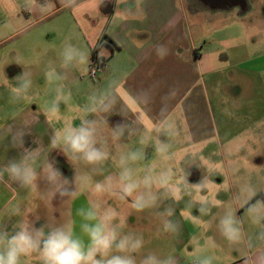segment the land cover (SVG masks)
Listing matches in <instances>:
<instances>
[{
	"label": "crops",
	"instance_id": "0c3cea01",
	"mask_svg": "<svg viewBox=\"0 0 264 264\" xmlns=\"http://www.w3.org/2000/svg\"><path fill=\"white\" fill-rule=\"evenodd\" d=\"M28 2L30 7L25 9L22 7L25 0H0V62H6L4 72L13 85L14 77L28 71L33 81L29 95L34 96L31 102L11 103L9 91L0 87V137L9 130L22 127L26 132L24 147L41 149L38 163L48 160L56 167L55 156L60 157V163L64 158L68 160L59 149H49L55 130L62 125L57 122L59 117L46 116L43 106L56 95L55 86L46 84L44 72L49 64L62 71L58 53L65 37L71 34L72 44L89 49V62L93 51H97L104 62V69L93 80L88 74L81 76L79 72L72 71L64 81L66 91H71L70 101L74 106H85L88 96L94 91L105 89L111 79H119L121 84L127 83L128 88L121 86L115 89V112L107 117L108 124L110 127L128 124L132 129H138V121L150 126L159 119L155 115L158 104H135L130 93L134 95L135 89L147 87L153 80L162 81L164 91L167 85L179 82L182 97L173 109V115L183 128L178 144L188 149L210 148V152L221 146L224 173L213 174L214 184L209 185L213 193H218L216 199L225 203L233 200L237 193L233 169L242 166L245 158L257 169H264V95L261 92L264 77L255 76L252 68L259 49L253 53L247 49L246 43L228 45L232 39L228 36L229 28L224 26L230 20L244 26L248 19L258 18L260 12L264 13V0H240L230 6L219 5L214 0H135L134 6L133 0H121L120 3L118 0ZM45 3L47 6L43 7ZM193 25L199 26V35L194 33ZM242 32H245V27ZM240 37L242 41L246 38L242 33ZM161 42H168L172 54L157 62L153 50ZM21 57L23 65L16 64L15 60ZM242 67L251 70L246 74ZM150 70L153 75L149 78L147 73ZM222 97H227L226 103ZM11 107L8 112L7 108ZM60 108V116L65 118L68 107L61 102ZM120 112L122 114H117ZM10 140V135L0 139V166L9 160L19 159L22 153L21 149L11 146ZM137 140L138 134L128 137L126 133L119 143L135 148ZM109 145L115 148L116 155V146L111 141ZM54 153L57 155L53 156ZM233 153L237 155L231 156ZM207 160L214 163L212 156ZM234 161L238 163L232 164ZM63 166L56 168L61 170V174H66ZM195 169L200 175L201 169L198 166ZM239 175H244L242 167ZM27 195V190L20 189L15 183L11 188L0 184V198L4 202L0 211H5L8 201L14 197L22 199ZM262 196L264 193L255 199ZM38 202V199L34 201L35 204ZM26 206L27 201L23 200L21 209ZM236 206L238 215H243L245 208ZM222 213L223 208H211V214L205 221L211 220L212 228L205 235L213 236L218 244L224 245L215 227ZM173 221L178 225V236H170L168 243L179 254L178 264H189L183 250L194 234L188 226L193 223L182 218ZM191 250L189 246L188 251ZM217 254L221 257L218 264H258L264 260V250L244 257L225 247Z\"/></svg>",
	"mask_w": 264,
	"mask_h": 264
},
{
	"label": "clouds",
	"instance_id": "9594fccd",
	"mask_svg": "<svg viewBox=\"0 0 264 264\" xmlns=\"http://www.w3.org/2000/svg\"><path fill=\"white\" fill-rule=\"evenodd\" d=\"M134 4L135 0L132 6ZM42 6L46 7L47 4ZM22 7H30L28 0H25ZM72 38L71 34L65 37L58 53L59 68L62 71H57L56 67L49 64L44 72L46 84L54 85L56 92L55 97L43 106L44 113L54 119L59 117L57 122L62 125L55 130L49 149H59L74 166H92L93 172L102 170L105 162L111 159L118 171L99 181H93L91 173H79L75 177L77 187H72V182L61 175L53 162L44 160L38 163L41 152L39 147H24V128L9 130L4 137H0L4 139L10 135L11 146L22 150L19 159L9 160L0 166V184L11 188L15 183L28 192L22 199L14 197L9 200L6 210L0 211V264H178L179 254L175 248L163 256L154 251L143 254L144 236L129 228L128 213L121 205L140 213L158 209L161 202L167 199L179 203L185 196L189 200L182 216L189 218L200 229L199 234L191 236L183 250L184 258L190 264H218L221 257L217 253L224 251L225 247L244 257L264 250V196L255 199L264 193V169H257L246 158L242 166L234 167L233 184L237 193L227 203L216 199L218 193H213L209 188L214 183L207 176L199 184H188L187 176L190 173L178 169L175 164L177 153L174 148L183 135L182 125L173 115V109L182 97L179 82L167 85L164 91L163 82L153 80L147 87L135 89L134 95L130 93V99L135 104H158L155 115L159 119L150 126L138 121V129H132L128 124L109 127L107 117L115 112V89L121 86L126 90L128 88V84H121L119 79H111L105 89L94 91L88 96L85 106L70 105L71 91H66L64 81L72 71L87 76L91 67L89 49L72 44ZM171 54L168 42H161L153 50L157 62H162ZM15 63L23 65L22 57L16 59ZM5 64L0 62V87L9 91L10 102H31L34 96L29 95L33 86L30 73L23 71L14 77L13 85L4 72ZM152 75L153 71L150 70L147 77ZM261 75L264 76V73ZM221 99L227 102V97ZM61 102L68 105L70 112L79 115L61 117ZM187 108L186 105L185 110ZM76 119L80 120L79 125L74 123ZM126 133L128 137L138 134V147L120 145ZM161 136L165 139H160ZM109 141L116 146V155L110 153ZM150 145L154 147L152 160L147 159L146 153ZM199 159L209 173H224V161L219 162V167L209 169L204 158L201 156ZM237 163L234 161L232 164ZM241 167L244 175H239ZM41 178L52 186L49 191L41 192L38 189L37 181ZM78 192L87 195L89 205L87 210L80 209L78 212L85 221L81 225L82 235L76 234L75 223L71 219L61 222L50 216L48 223L41 226H36L29 219L36 207L35 200L49 204L57 193L61 197H75ZM23 200L27 201V206L22 210ZM236 205L245 208L243 215H238ZM193 207L198 209V216L192 215ZM212 207L223 208L215 227L224 245L218 244L213 236L205 235L212 228V221H205L203 217L211 214ZM155 215L160 220L158 232L173 238L178 236V225L170 219L174 215L171 205L162 212L156 211ZM5 216L19 217L12 226V232L3 223ZM189 246L191 251H188ZM258 264H264V260L258 261Z\"/></svg>",
	"mask_w": 264,
	"mask_h": 264
},
{
	"label": "rangeland",
	"instance_id": "374dc122",
	"mask_svg": "<svg viewBox=\"0 0 264 264\" xmlns=\"http://www.w3.org/2000/svg\"><path fill=\"white\" fill-rule=\"evenodd\" d=\"M263 14L264 13L260 12L258 18L248 19L247 23L244 26H241V24H239L240 26H238L236 22H232L234 20H230L229 22H225L224 24V26H227L229 28L228 36L232 39L228 42V45L246 43L245 45L247 49L251 50L253 53H255L257 49H259L257 53V58L255 59L256 65L254 64L252 68H254L253 70H255V76H259L262 78L264 77L261 75V73H264V15ZM218 27H221V24L218 25ZM244 27H245V32H242ZM197 29H199V26L193 25L194 33L199 35L200 32H197ZM241 33L243 34V36L244 35L246 36L244 41L241 40V37H240ZM221 35L223 36V34ZM247 70H251V69L242 67L243 73L247 74ZM88 76H89V73H88ZM261 92H262V95H264V84H263V88ZM69 104L73 105L71 101H69ZM11 109L12 107L7 108V111L10 112ZM60 110L62 109L60 108ZM72 113L73 112H70L68 108L67 112L65 113V118H67L68 116H72ZM89 118H94V117L90 116ZM78 120L79 119H76L74 121L76 125H79ZM50 123L51 125L52 124L54 126L56 125V123H52V122ZM179 144L177 143L174 148V151L177 153V158L175 160V164L177 168L183 169L185 172H187L188 170L186 168H196L198 166L201 169L200 175L197 173L196 169L192 171L189 170V172H192V174H189L187 176L188 184L189 185L199 184L205 176H207V178L210 181H212V175L214 173H209L206 167L202 166L203 161H201L199 157L202 156L204 158L205 160L204 163L207 165L209 169L213 167H219L220 166L219 162L222 160L221 146L211 149V152H210L209 151L210 148L194 147V148L188 149V148H184L185 145H179ZM109 150L112 155H115V148H112L109 145ZM146 153H147V159L152 160L154 158V147L150 145L146 149ZM55 155L57 154L54 153L53 156ZM209 156H212V158H214L213 162L215 163H210V161L207 160ZM57 157L55 156L56 167L61 168V166L64 165L63 167L66 168L67 173L66 174L63 173L61 175L64 178L72 182V187H77L75 183V177L79 173H91L92 180L99 181V180H103L104 176L108 174H114L118 171V169L115 167L111 159L105 162L102 170L93 172L92 166H86L83 164L74 166L71 162L66 160V158H64L63 159L64 161L60 163V157H58L59 162H58ZM84 183L86 187L87 180H85ZM37 185H38V188H42L45 191H49L52 187L43 178L38 179ZM188 200H189L188 196H185L184 199H182L179 203H174L171 199H167L161 202L160 207L158 209L145 210L144 212H140V213H137L131 209H128L124 205H121V208H123L124 211L128 213L127 223H128L129 228L142 233L144 236L145 247L143 249V254H147V252L149 251H154L160 254L161 256H163L173 249V245L168 243L170 236L166 233L158 232V229L160 227V220L159 218L156 217L155 212L156 211L162 212L166 207L171 205L174 208V215L170 219L174 220L175 218H182V219L190 220L189 218L182 216V211L185 210ZM38 201L39 202L36 203V207L34 211L30 213L29 215V219L32 220L34 224H37L38 226L44 225L48 223L50 216L61 222L67 219H71L75 223L76 234L82 235L81 225L85 223V221L78 215V212L80 209L87 210L89 206L87 195L81 194L79 192L75 197H61L60 195H58L57 197H54V201L53 202L50 201L49 204H45L41 200H38ZM40 202L43 203L44 205L42 206ZM109 203H112V201H109ZM2 204H4V202L1 201V198H0V206ZM191 212L193 216H197L196 213H199L198 209L195 207L192 208ZM31 214L33 215L31 216ZM37 217H39V219H37ZM5 219L3 221L4 225L6 226L9 232H12L13 231L12 226L17 222L19 217L11 216V218L9 219L7 216H5ZM203 219L206 220V216H204ZM188 226L191 227L190 230H192L194 234L200 233V229L195 227L193 224L188 225ZM158 237L159 239L157 240L156 238ZM160 238H164V240L162 239L161 241ZM84 240L85 242H87L86 236H84ZM188 262L190 264L189 260Z\"/></svg>",
	"mask_w": 264,
	"mask_h": 264
},
{
	"label": "built area",
	"instance_id": "2783aa9c",
	"mask_svg": "<svg viewBox=\"0 0 264 264\" xmlns=\"http://www.w3.org/2000/svg\"><path fill=\"white\" fill-rule=\"evenodd\" d=\"M90 65L89 76L91 79H95L98 73L104 69V62L96 55L91 57Z\"/></svg>",
	"mask_w": 264,
	"mask_h": 264
},
{
	"label": "flooded vegetation",
	"instance_id": "af4514ba",
	"mask_svg": "<svg viewBox=\"0 0 264 264\" xmlns=\"http://www.w3.org/2000/svg\"><path fill=\"white\" fill-rule=\"evenodd\" d=\"M240 0H214L215 3L219 4V5H232L235 4L237 2H239ZM195 168H189L187 170V172H189V170H194ZM190 174H192V172H189Z\"/></svg>",
	"mask_w": 264,
	"mask_h": 264
},
{
	"label": "trees",
	"instance_id": "16d2710c",
	"mask_svg": "<svg viewBox=\"0 0 264 264\" xmlns=\"http://www.w3.org/2000/svg\"><path fill=\"white\" fill-rule=\"evenodd\" d=\"M97 55V51L92 52V57H95Z\"/></svg>",
	"mask_w": 264,
	"mask_h": 264
}]
</instances>
